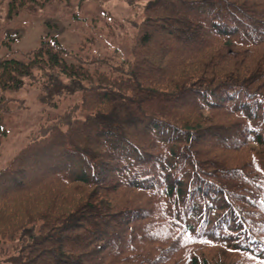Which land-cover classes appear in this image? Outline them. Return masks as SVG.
<instances>
[{"label":"trees","instance_id":"trees-1","mask_svg":"<svg viewBox=\"0 0 264 264\" xmlns=\"http://www.w3.org/2000/svg\"><path fill=\"white\" fill-rule=\"evenodd\" d=\"M126 1L129 57L0 60V144L23 77L81 96L0 171V264H264V0Z\"/></svg>","mask_w":264,"mask_h":264},{"label":"rangeland","instance_id":"rangeland-1","mask_svg":"<svg viewBox=\"0 0 264 264\" xmlns=\"http://www.w3.org/2000/svg\"><path fill=\"white\" fill-rule=\"evenodd\" d=\"M10 1L0 0V60L28 61L29 53L43 39L53 37L73 55L74 62L78 58L113 55L118 49L129 57L135 24L143 20L142 10L133 8L126 0H52L44 7L30 6L10 19ZM148 1L139 0L138 4L145 6ZM23 80L22 89L5 92L11 103L10 113L2 117L7 135L0 144V171L12 163L51 119L81 101L78 94L63 99L58 108L49 107L41 99L39 85L28 77Z\"/></svg>","mask_w":264,"mask_h":264}]
</instances>
